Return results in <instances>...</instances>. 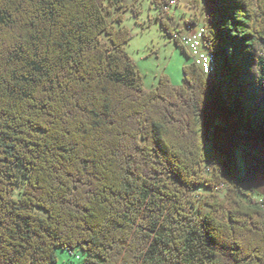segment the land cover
<instances>
[{
  "label": "trees",
  "instance_id": "obj_1",
  "mask_svg": "<svg viewBox=\"0 0 264 264\" xmlns=\"http://www.w3.org/2000/svg\"><path fill=\"white\" fill-rule=\"evenodd\" d=\"M152 1L180 86H143L115 0H0V264H264V208L219 150L224 130L264 166V0L209 16L211 75Z\"/></svg>",
  "mask_w": 264,
  "mask_h": 264
},
{
  "label": "rangeland",
  "instance_id": "obj_2",
  "mask_svg": "<svg viewBox=\"0 0 264 264\" xmlns=\"http://www.w3.org/2000/svg\"><path fill=\"white\" fill-rule=\"evenodd\" d=\"M120 4V6H117ZM221 0H179L168 14L172 17L174 27L184 33L186 23L194 20L198 25H207L209 16L220 11ZM160 8L152 0H115L112 5L110 18L121 15V22L114 21L115 26L126 27L131 38L125 45V50L138 69L143 86L147 89L154 88L158 84L159 77L165 75L174 86L183 84V66L190 58L175 44L173 37L161 24L162 16ZM101 40L108 43L106 35H101ZM217 127V126H215ZM220 147L223 155L233 153L237 179H243L247 189L252 188L254 198L264 193V166L243 152L242 149L232 146L224 130H219ZM205 165L207 167L220 158L214 149L211 140L205 146ZM253 154V153H252ZM207 167H205L206 172ZM200 197L207 193L205 187L199 189ZM15 197L18 193H13ZM36 211L45 214L41 209ZM75 254H81L79 249ZM66 248L56 249V261L54 264H79L81 258H77Z\"/></svg>",
  "mask_w": 264,
  "mask_h": 264
},
{
  "label": "built area",
  "instance_id": "obj_3",
  "mask_svg": "<svg viewBox=\"0 0 264 264\" xmlns=\"http://www.w3.org/2000/svg\"><path fill=\"white\" fill-rule=\"evenodd\" d=\"M179 0H168L163 4V11L169 10L178 3ZM206 25H198L196 22H187L184 33L180 32V42L189 53L192 62L199 67L205 75H211L215 68V57L209 51L205 42ZM209 171L210 167L206 168ZM223 186V184H221ZM255 201L264 208V193Z\"/></svg>",
  "mask_w": 264,
  "mask_h": 264
},
{
  "label": "water",
  "instance_id": "obj_4",
  "mask_svg": "<svg viewBox=\"0 0 264 264\" xmlns=\"http://www.w3.org/2000/svg\"><path fill=\"white\" fill-rule=\"evenodd\" d=\"M218 126V125H217Z\"/></svg>",
  "mask_w": 264,
  "mask_h": 264
}]
</instances>
